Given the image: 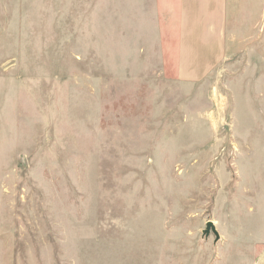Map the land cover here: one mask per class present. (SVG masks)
Returning <instances> with one entry per match:
<instances>
[{"label":"rangeland","instance_id":"rangeland-1","mask_svg":"<svg viewBox=\"0 0 264 264\" xmlns=\"http://www.w3.org/2000/svg\"><path fill=\"white\" fill-rule=\"evenodd\" d=\"M263 252L264 0H0V264Z\"/></svg>","mask_w":264,"mask_h":264},{"label":"water","instance_id":"water-1","mask_svg":"<svg viewBox=\"0 0 264 264\" xmlns=\"http://www.w3.org/2000/svg\"><path fill=\"white\" fill-rule=\"evenodd\" d=\"M215 227L212 223H208L207 224V229H206V233L209 234L210 232H215Z\"/></svg>","mask_w":264,"mask_h":264},{"label":"crops","instance_id":"crops-1","mask_svg":"<svg viewBox=\"0 0 264 264\" xmlns=\"http://www.w3.org/2000/svg\"><path fill=\"white\" fill-rule=\"evenodd\" d=\"M256 264H264V252L261 254Z\"/></svg>","mask_w":264,"mask_h":264}]
</instances>
